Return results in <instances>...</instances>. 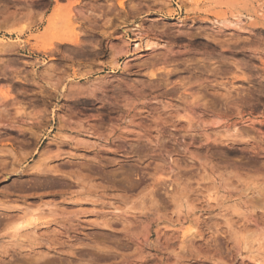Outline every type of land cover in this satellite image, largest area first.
<instances>
[{
  "label": "rangeland",
  "instance_id": "374dc122",
  "mask_svg": "<svg viewBox=\"0 0 264 264\" xmlns=\"http://www.w3.org/2000/svg\"><path fill=\"white\" fill-rule=\"evenodd\" d=\"M0 264H264V0H0Z\"/></svg>",
  "mask_w": 264,
  "mask_h": 264
},
{
  "label": "bare ground",
  "instance_id": "6f19581e",
  "mask_svg": "<svg viewBox=\"0 0 264 264\" xmlns=\"http://www.w3.org/2000/svg\"><path fill=\"white\" fill-rule=\"evenodd\" d=\"M135 45H137V44H135ZM260 201V200H259ZM263 205V204H262Z\"/></svg>",
  "mask_w": 264,
  "mask_h": 264
}]
</instances>
